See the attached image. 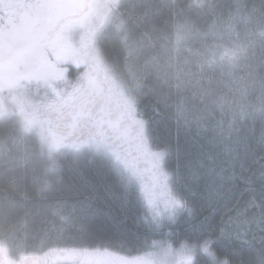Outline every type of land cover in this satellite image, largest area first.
Listing matches in <instances>:
<instances>
[{
  "label": "snow or ice",
  "instance_id": "1",
  "mask_svg": "<svg viewBox=\"0 0 264 264\" xmlns=\"http://www.w3.org/2000/svg\"><path fill=\"white\" fill-rule=\"evenodd\" d=\"M0 264H264V0H0Z\"/></svg>",
  "mask_w": 264,
  "mask_h": 264
},
{
  "label": "trees",
  "instance_id": "2",
  "mask_svg": "<svg viewBox=\"0 0 264 264\" xmlns=\"http://www.w3.org/2000/svg\"><path fill=\"white\" fill-rule=\"evenodd\" d=\"M69 162V161H68ZM33 230L35 229V227H37L36 225H33V226H30ZM104 238V234L103 233H99L98 236H97V243L102 241ZM31 251V249H29ZM36 255H40L39 251L36 250ZM42 257V256H41Z\"/></svg>",
  "mask_w": 264,
  "mask_h": 264
},
{
  "label": "rangeland",
  "instance_id": "3",
  "mask_svg": "<svg viewBox=\"0 0 264 264\" xmlns=\"http://www.w3.org/2000/svg\"><path fill=\"white\" fill-rule=\"evenodd\" d=\"M223 211H227V209H223ZM99 243V242H98ZM37 258L38 259H41L42 257H41V255H37Z\"/></svg>",
  "mask_w": 264,
  "mask_h": 264
},
{
  "label": "flooded vegetation",
  "instance_id": "4",
  "mask_svg": "<svg viewBox=\"0 0 264 264\" xmlns=\"http://www.w3.org/2000/svg\"><path fill=\"white\" fill-rule=\"evenodd\" d=\"M72 161H71V158H69V162L68 163H71Z\"/></svg>",
  "mask_w": 264,
  "mask_h": 264
}]
</instances>
